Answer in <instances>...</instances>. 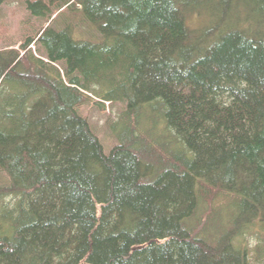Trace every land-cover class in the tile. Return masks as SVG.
<instances>
[{"label": "trees", "instance_id": "trees-1", "mask_svg": "<svg viewBox=\"0 0 264 264\" xmlns=\"http://www.w3.org/2000/svg\"><path fill=\"white\" fill-rule=\"evenodd\" d=\"M237 1L27 3L78 12L103 39L48 27L0 52V264H249L236 241L264 223V32L221 34ZM212 2L219 20L196 35L185 14ZM94 91L126 105L110 155L78 112ZM229 194L226 228L214 203ZM209 210L219 234L193 231Z\"/></svg>", "mask_w": 264, "mask_h": 264}, {"label": "rangeland", "instance_id": "rangeland-1", "mask_svg": "<svg viewBox=\"0 0 264 264\" xmlns=\"http://www.w3.org/2000/svg\"><path fill=\"white\" fill-rule=\"evenodd\" d=\"M35 1L38 0H7L0 7V52L11 49L22 52L21 46L29 38L35 39L43 29H47L48 27L55 30H63L72 25L77 39L92 42L102 41L103 38L99 32L88 24L82 23L80 13L71 14L67 8L62 10L55 9V14L47 18L33 16L27 9V3ZM237 3L240 6L235 8L233 17L222 28L221 34H226L230 30L237 29L248 34L259 31L264 32V0H238ZM185 15L188 26L196 35L202 34L206 32L205 30L214 27L220 17L219 7L216 2L201 6L195 11L188 10ZM51 18L52 20H50ZM27 51L36 57L46 58L44 50L37 44H33ZM26 52L24 51L23 53L25 54ZM57 67L65 75V65L61 63L57 64ZM89 95L93 101L80 106L78 112L88 120L92 131L100 139L106 155H110L120 145L112 130V126L119 121V116L126 109V105L122 103H106V109H103L97 105V102L103 101L96 99V92L94 91ZM144 108L152 119L153 127L157 128L158 121L165 122V119L162 117V110L157 104L145 106ZM120 126L118 130L124 133L127 127L126 120H123ZM162 133L161 130L155 131V135ZM8 184L9 179L0 172V188ZM10 202L11 200L9 199L6 204ZM214 207L216 211H220L221 221L218 216L217 222L227 228L229 222H232L237 215L238 197L234 194L222 196L216 200ZM209 212L210 210L202 215L205 220H201L199 228L195 222L189 224L193 231L195 230L197 233H202L205 236L219 234L217 222ZM209 218H211L210 222ZM236 244L238 246L242 244V248L248 251L249 264H264V223H256L248 228L244 236L236 241Z\"/></svg>", "mask_w": 264, "mask_h": 264}]
</instances>
